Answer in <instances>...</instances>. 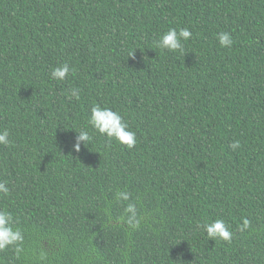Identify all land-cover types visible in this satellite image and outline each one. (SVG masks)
Here are the masks:
<instances>
[{
	"label": "trees",
	"instance_id": "1",
	"mask_svg": "<svg viewBox=\"0 0 264 264\" xmlns=\"http://www.w3.org/2000/svg\"><path fill=\"white\" fill-rule=\"evenodd\" d=\"M185 27L183 54L156 47ZM94 103L123 115L133 149L73 150ZM0 128V209L23 236L0 264H264V0H0ZM216 218L231 243L198 227Z\"/></svg>",
	"mask_w": 264,
	"mask_h": 264
},
{
	"label": "clouds",
	"instance_id": "2",
	"mask_svg": "<svg viewBox=\"0 0 264 264\" xmlns=\"http://www.w3.org/2000/svg\"><path fill=\"white\" fill-rule=\"evenodd\" d=\"M192 36L188 28H169L156 41V47L161 51L168 53L183 54L184 44ZM216 39L221 48H231L233 39L231 34L225 31H220L216 35ZM73 71L68 63H61L54 66L51 70L50 77L56 82H63ZM81 89L72 87L67 90L69 99L79 101L81 99ZM87 128H82L78 132L76 142L73 144V150L79 151L81 142L85 145L91 144L93 136H100L110 142L122 145L131 150L137 144L136 133L130 129L129 124L124 119L123 115L113 110L108 106H101L94 103L90 106L87 117ZM13 141L10 139V132L7 128H0V145L11 147ZM233 151L240 147L239 141H233L229 146ZM8 182L0 181V196L7 197L10 195ZM118 201H129L127 192H117ZM123 213L127 216V222L136 226L139 223L138 208L135 203L128 202L123 206ZM18 223L14 220L13 214L7 209H0V251H4L10 245L19 244L23 240V236L18 227L14 228L13 224ZM198 227L206 234L208 239L220 242H228L234 238V233L231 226L222 218H216L210 221H205ZM251 227V220L247 217H241L238 224V231L243 233ZM17 252L19 248L17 247Z\"/></svg>",
	"mask_w": 264,
	"mask_h": 264
}]
</instances>
